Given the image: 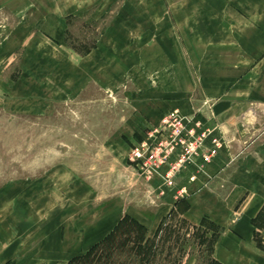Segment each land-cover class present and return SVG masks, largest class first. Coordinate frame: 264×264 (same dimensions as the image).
<instances>
[{
    "label": "crops",
    "instance_id": "1",
    "mask_svg": "<svg viewBox=\"0 0 264 264\" xmlns=\"http://www.w3.org/2000/svg\"><path fill=\"white\" fill-rule=\"evenodd\" d=\"M156 1L164 5V0ZM185 1L188 11L175 15L179 32L170 30L172 15L162 12L160 37L148 28L139 42L130 21L119 14L122 18L81 56L67 43L69 18L92 10L97 20L117 0H24L7 36L0 23V65H10L16 50L23 48L17 78L1 80L0 92L15 106L13 112L41 113L48 100L74 97L90 83L105 87L107 79L122 81L126 75L120 66L130 71L144 59L147 73L159 72V86L144 104L150 124L159 125L166 115L180 111L212 130L207 146L220 139L222 147L209 163L197 157L187 164L172 186L164 183L169 165H163L161 174L147 180L153 204L147 212L114 206L89 238L101 241L126 216L155 233L163 219L177 211L194 226L205 218L220 226L214 256L223 264H264L254 224L264 209V0ZM238 1L241 8L235 5ZM153 47L160 53L157 65L152 64L157 54ZM105 62L111 78L102 68ZM132 74L133 79L130 73L128 78L135 82V69ZM140 134L136 144L145 136ZM53 255L55 262L72 258Z\"/></svg>",
    "mask_w": 264,
    "mask_h": 264
},
{
    "label": "rangeland",
    "instance_id": "2",
    "mask_svg": "<svg viewBox=\"0 0 264 264\" xmlns=\"http://www.w3.org/2000/svg\"><path fill=\"white\" fill-rule=\"evenodd\" d=\"M23 1L0 0V23L5 36L14 28L17 9ZM235 5L243 6L240 1ZM127 6L131 7L129 12ZM187 9L185 0H164L163 6L156 0H117L97 20L92 10L72 15L67 43L74 53L86 55L115 19L122 17L130 21L132 34L142 42L145 29L152 28L159 35L162 12L172 15L174 28L170 30L179 32L175 15ZM141 45L138 48L143 52L145 47ZM158 52L152 64L159 63ZM22 53L20 47L10 65H0V84L1 80L17 78ZM184 53L190 63L189 52ZM108 63L102 68L111 78ZM120 67L126 75L122 81L107 79L105 87L90 83L74 97L48 100L40 105L41 113L13 112L15 106L0 92V264H69L98 243L88 234L99 220L107 219L114 206L126 205L146 212L150 209V175L143 174L130 156L140 131L146 134L154 125L145 114L144 104L150 101L151 90L159 86V72L147 73L141 59L134 68V82L130 81L134 69ZM164 219L173 232L165 243H160L155 264L202 263L209 251L192 235L194 225L178 213ZM257 224L255 239L264 245V216ZM154 235L148 233L150 238ZM54 253L57 259L62 253L72 258L55 262ZM127 258L128 252L117 249L103 261L120 264Z\"/></svg>",
    "mask_w": 264,
    "mask_h": 264
},
{
    "label": "built area",
    "instance_id": "3",
    "mask_svg": "<svg viewBox=\"0 0 264 264\" xmlns=\"http://www.w3.org/2000/svg\"><path fill=\"white\" fill-rule=\"evenodd\" d=\"M211 134L212 130L202 127L194 117L174 111L146 132L143 140L132 148L130 159L150 178L161 174V167L168 164L164 183L172 186L175 177L195 158H202L206 164L218 154L223 142L213 139L212 146H207Z\"/></svg>",
    "mask_w": 264,
    "mask_h": 264
},
{
    "label": "trees",
    "instance_id": "4",
    "mask_svg": "<svg viewBox=\"0 0 264 264\" xmlns=\"http://www.w3.org/2000/svg\"><path fill=\"white\" fill-rule=\"evenodd\" d=\"M183 211V207L180 208V213H183ZM177 213V211H174L171 215L174 216ZM263 216L264 209L254 220L256 227L258 226L257 221ZM183 222L187 223V220L184 219ZM193 228L192 235L199 238L200 245L207 246L209 251L208 256L200 264H223L214 257V247L220 235V226L205 218L201 225ZM172 232L173 230L167 219H164L157 228L154 237L150 238L148 237L147 228L143 224L130 216H126L104 239L95 244L85 254L74 257L69 264H101L102 262L107 264L108 262H104L103 259H110L117 249L128 252V258L120 264H155L160 254V243H165ZM157 239H160V242ZM256 242L258 247L264 249V245L258 239H256ZM125 249H128V251Z\"/></svg>",
    "mask_w": 264,
    "mask_h": 264
}]
</instances>
